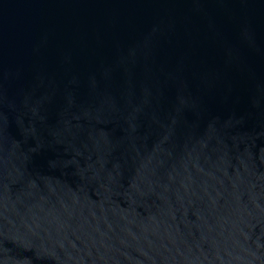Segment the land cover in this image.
I'll return each instance as SVG.
<instances>
[{
  "label": "water",
  "instance_id": "obj_1",
  "mask_svg": "<svg viewBox=\"0 0 264 264\" xmlns=\"http://www.w3.org/2000/svg\"><path fill=\"white\" fill-rule=\"evenodd\" d=\"M0 264H264V0H0Z\"/></svg>",
  "mask_w": 264,
  "mask_h": 264
}]
</instances>
